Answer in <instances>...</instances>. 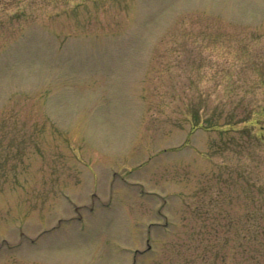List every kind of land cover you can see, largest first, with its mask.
<instances>
[{"label": "rangeland", "instance_id": "rangeland-1", "mask_svg": "<svg viewBox=\"0 0 264 264\" xmlns=\"http://www.w3.org/2000/svg\"><path fill=\"white\" fill-rule=\"evenodd\" d=\"M248 59L264 0H0V264H264Z\"/></svg>", "mask_w": 264, "mask_h": 264}, {"label": "trees", "instance_id": "trees-1", "mask_svg": "<svg viewBox=\"0 0 264 264\" xmlns=\"http://www.w3.org/2000/svg\"><path fill=\"white\" fill-rule=\"evenodd\" d=\"M251 49L245 51L246 56H248V52ZM254 60H246L244 61L243 69H246L245 71H251L250 73L255 77L252 82L250 83V88L252 89H264V63H261V65H257ZM243 82V81H242ZM245 82H248V80H245ZM264 110V105L261 106Z\"/></svg>", "mask_w": 264, "mask_h": 264}]
</instances>
